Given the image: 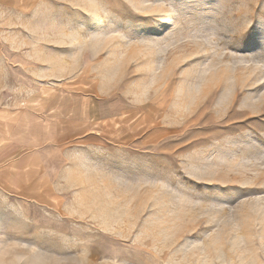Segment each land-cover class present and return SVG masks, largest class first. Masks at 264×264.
<instances>
[{"label": "rangeland", "instance_id": "rangeland-1", "mask_svg": "<svg viewBox=\"0 0 264 264\" xmlns=\"http://www.w3.org/2000/svg\"><path fill=\"white\" fill-rule=\"evenodd\" d=\"M0 264H264V0H0Z\"/></svg>", "mask_w": 264, "mask_h": 264}]
</instances>
